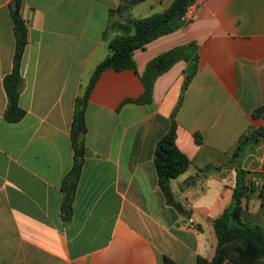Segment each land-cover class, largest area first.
<instances>
[{
  "label": "crops",
  "instance_id": "crops-1",
  "mask_svg": "<svg viewBox=\"0 0 264 264\" xmlns=\"http://www.w3.org/2000/svg\"><path fill=\"white\" fill-rule=\"evenodd\" d=\"M172 1L120 9L119 0H21L25 115L11 123L3 80L17 38L12 0H0V264H164L165 258L197 264L215 255L213 221L232 203L238 168L264 185V140L231 163L239 138L264 126L253 115L264 106V0H200L185 27L134 52L135 69L99 77L85 109L71 217L62 219L77 98L121 34L118 25L161 13ZM189 43L198 48L199 67L176 117V143L191 165L170 182L180 211L161 190L154 154L180 100L187 63L158 77L151 103L132 100L144 93L148 63ZM242 205L244 221L264 225L258 194Z\"/></svg>",
  "mask_w": 264,
  "mask_h": 264
},
{
  "label": "trees",
  "instance_id": "trees-1",
  "mask_svg": "<svg viewBox=\"0 0 264 264\" xmlns=\"http://www.w3.org/2000/svg\"><path fill=\"white\" fill-rule=\"evenodd\" d=\"M16 2V10L12 11V18L16 32V50L13 58L12 71L4 77L3 86L7 96V106L4 117L8 122L20 121L25 111L19 105L20 93L23 88L21 74L22 59L25 47L28 43L27 28L24 19L20 15L21 0ZM120 9H128L133 5L145 0H119ZM198 0H173L171 6L161 12L144 18H129L126 23L119 24L120 35L109 41V54L96 67L89 84L82 96L76 100V106L72 121V146L75 153V162L71 172L64 179L62 190L64 202L61 207L62 219L68 220L72 213L74 193L79 182L82 159L84 156V134L86 133L85 109L93 87L101 74L106 70L122 71L135 69L133 59L134 52L143 49L148 43L157 38L173 33L185 27L189 20L185 16ZM185 61L187 66L183 71V87L180 100L170 116V126L157 142L154 164L159 178V185L167 202L182 208L175 202L170 182L185 173L191 162L189 158L178 148L177 137V114L182 106L184 94L198 72L199 55L195 43L171 49L152 59L144 73L142 82L145 90L143 95L132 102L148 104L152 102L154 85L158 77L169 71L178 61ZM256 118H264V106L256 109L253 113ZM264 140V126L250 128L238 140L232 150L234 163L243 157L251 146ZM256 194L262 199L264 206V185L259 188L253 180V174L242 168L237 170L236 186L233 190L231 205L223 214L213 221V228L217 238L216 252L212 259L198 257L197 264H264V225L250 223L242 218L243 200L254 197ZM164 264H177L169 258L164 259Z\"/></svg>",
  "mask_w": 264,
  "mask_h": 264
},
{
  "label": "built area",
  "instance_id": "built-area-1",
  "mask_svg": "<svg viewBox=\"0 0 264 264\" xmlns=\"http://www.w3.org/2000/svg\"><path fill=\"white\" fill-rule=\"evenodd\" d=\"M198 1H200V0H198ZM198 1H197V2H198ZM197 2H196V3H197ZM196 3H195V4H196ZM191 7H192V6H191ZM191 7H190V9H191ZM190 9H189V10H190ZM189 10H188V11H189ZM185 19L188 20V12H187V14H186V16H185ZM188 226H189L190 228L195 229V228H196L195 220L192 219V218H189V220H188Z\"/></svg>",
  "mask_w": 264,
  "mask_h": 264
},
{
  "label": "water",
  "instance_id": "water-1",
  "mask_svg": "<svg viewBox=\"0 0 264 264\" xmlns=\"http://www.w3.org/2000/svg\"><path fill=\"white\" fill-rule=\"evenodd\" d=\"M16 8H17V6H16V2L13 1V2H12V9H13V10H16Z\"/></svg>",
  "mask_w": 264,
  "mask_h": 264
}]
</instances>
